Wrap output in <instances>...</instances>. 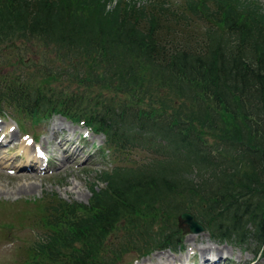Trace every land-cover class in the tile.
<instances>
[{"label": "trees", "instance_id": "1", "mask_svg": "<svg viewBox=\"0 0 264 264\" xmlns=\"http://www.w3.org/2000/svg\"><path fill=\"white\" fill-rule=\"evenodd\" d=\"M28 43L60 65L41 57L7 69L8 49ZM50 75L60 78L54 89ZM7 108L33 124L57 115L85 127L114 163L86 204L31 201L23 217L39 233L17 248V264L176 252L184 210L212 241L252 245L264 264V10L255 0H0V115Z\"/></svg>", "mask_w": 264, "mask_h": 264}, {"label": "rangeland", "instance_id": "2", "mask_svg": "<svg viewBox=\"0 0 264 264\" xmlns=\"http://www.w3.org/2000/svg\"><path fill=\"white\" fill-rule=\"evenodd\" d=\"M168 1L176 4L180 0ZM255 1L264 10V0ZM8 51H11L10 54L16 60L14 63H5L7 69L15 67L27 69L32 65H40L43 63L41 57L49 58L53 64L60 65V61L53 57L49 48L44 50L37 43L16 46ZM54 55L58 57L56 53ZM50 79L47 84L60 80L59 76L53 75H50ZM51 85L52 89L56 86ZM13 113L7 108L0 115V264H17L19 257L16 256L17 248L30 242L33 235L39 233L33 225L34 222L24 221V217L31 214L29 210L33 205L31 201L40 199L46 196L45 194H54L68 202L86 204L89 198L88 187L91 184H94L95 188L100 186L96 181L97 173L110 169L114 164L110 156L101 157L97 150L102 144V136L93 135L85 128L69 124L58 116L33 124V120L17 117ZM18 119L21 126L18 125ZM63 139H69L68 145H72L71 157H67V152L61 153L57 141ZM42 141L46 142L45 146L42 145ZM22 145L28 149H22ZM38 147L41 151L34 155V148ZM66 158L70 164L62 169L59 161ZM29 160L35 163L32 164ZM18 166L22 169H17ZM29 167L35 169L34 176L26 170ZM28 185L31 186L30 192L23 193L21 189ZM188 212L194 216L193 210ZM181 238L182 249L179 250L181 252L156 250V253L153 251L142 258L127 254L122 257V262L160 264L162 261L157 260V257L164 254L168 259L173 258L171 264H211L209 261L213 264L262 263L261 260L255 259L252 245L240 248L233 244L218 243L212 241L205 231L197 235L184 233ZM212 251H219L220 255Z\"/></svg>", "mask_w": 264, "mask_h": 264}, {"label": "bare ground", "instance_id": "3", "mask_svg": "<svg viewBox=\"0 0 264 264\" xmlns=\"http://www.w3.org/2000/svg\"><path fill=\"white\" fill-rule=\"evenodd\" d=\"M67 140H69V139H63V141H57V143L58 144H60V148H61V153H68V156L67 157H71V155H72V152L70 153V149H71V146L72 145H68V141ZM26 145H28V143H26ZM42 145L43 146H45L46 145V142H44V141H42ZM68 145V146H67ZM42 146V147H43ZM21 148L22 149H25V150H27L28 149V147L27 146H25V145H22L21 146ZM84 149L86 148V145L84 144V147H83ZM40 151H41V148H39L38 147V149L37 148H34V155H36V154H39L40 153ZM33 155V156H34ZM46 159V158H45ZM30 161V160H29ZM30 162H32V164L33 163H35V162H33V161H30ZM60 162V164H59V166L62 168V169H65V167H68L69 166V164H70V161L66 158V159H63L62 161H59ZM17 169H22V167H17ZM26 170H28V171H30L31 173H32V175L31 176H34L35 175V169H31L30 167L29 168H27ZM25 177H27L26 175H25ZM33 178V177H32ZM30 190H31V186L30 185H28V186H24V188H22L21 189V191L24 193V192H30ZM155 252V251H154ZM212 252H216V253H218V255H220V253H219V251H212ZM156 253V252H155ZM205 254V253H204ZM161 255V254H160ZM154 256V255H153ZM158 256V255H157ZM157 260H159V261H162L160 264H171L174 260H173V258L172 259H168L167 257H166V255H161V256H159V257H157ZM181 261V260H180ZM230 261H227V263H229ZM207 263V262H206ZM209 263H211V264H213L211 261H209Z\"/></svg>", "mask_w": 264, "mask_h": 264}, {"label": "water", "instance_id": "4", "mask_svg": "<svg viewBox=\"0 0 264 264\" xmlns=\"http://www.w3.org/2000/svg\"><path fill=\"white\" fill-rule=\"evenodd\" d=\"M177 229L181 234L196 235L204 232L203 226L198 223L189 212H181L176 217Z\"/></svg>", "mask_w": 264, "mask_h": 264}]
</instances>
